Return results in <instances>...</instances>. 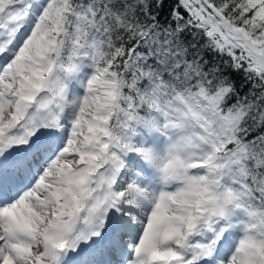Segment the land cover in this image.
Here are the masks:
<instances>
[{
	"label": "snow or ice",
	"instance_id": "obj_1",
	"mask_svg": "<svg viewBox=\"0 0 264 264\" xmlns=\"http://www.w3.org/2000/svg\"><path fill=\"white\" fill-rule=\"evenodd\" d=\"M0 264H264V0H0Z\"/></svg>",
	"mask_w": 264,
	"mask_h": 264
}]
</instances>
